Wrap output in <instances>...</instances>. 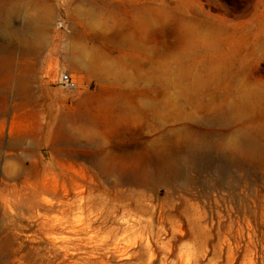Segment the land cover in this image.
<instances>
[{
	"label": "rangeland",
	"instance_id": "374dc122",
	"mask_svg": "<svg viewBox=\"0 0 264 264\" xmlns=\"http://www.w3.org/2000/svg\"><path fill=\"white\" fill-rule=\"evenodd\" d=\"M32 24L49 32L38 57L23 53ZM79 34L117 37L127 45ZM63 73L77 81L76 90L60 84ZM119 101L129 111L119 112ZM82 129L92 135L71 138ZM241 133L264 144V0H0V264H27L21 257L28 253L38 255L32 264H49V256L58 258L51 264L67 262L61 245L45 242L30 219L46 211L25 192L29 185L38 200L77 201L60 196L81 182L78 174L101 175L95 160L127 169L159 150L141 142L166 137L208 147L198 168L185 166L184 175L193 186L185 198L206 209L211 247L233 222L239 229V217L247 233V220L264 225V160L237 153ZM115 182L100 178L94 199L134 188Z\"/></svg>",
	"mask_w": 264,
	"mask_h": 264
},
{
	"label": "bare ground",
	"instance_id": "6f19581e",
	"mask_svg": "<svg viewBox=\"0 0 264 264\" xmlns=\"http://www.w3.org/2000/svg\"><path fill=\"white\" fill-rule=\"evenodd\" d=\"M95 8L89 9L88 13L93 14ZM25 30L27 32L22 40L23 53L29 57H38L42 48L47 45L49 32L39 24L26 26ZM89 35L92 34H79V37L90 42L101 40L114 45L117 41L120 47L127 45L125 39L100 34H93L91 38ZM78 49L76 47L75 51ZM74 64L83 70H90V66L79 59H75ZM117 110L124 113L129 111V108L119 101ZM70 135L71 138L77 139L92 134L88 129H82L74 130ZM141 143L149 145L148 147L158 145L159 150L145 153L138 162L132 163L127 169L107 167L97 159L94 165L101 175L93 172L78 174L81 182L75 184L72 192H65L60 196L62 200L76 196L77 201H62L57 206L51 201L38 200V191L32 185L25 189L35 200L37 208L46 211L42 215L39 210L30 219L35 220L45 242L55 246L61 245L66 264H114L118 259L127 264H239L240 259L242 264H264L262 221L255 218L252 224L245 218L250 227L247 233L242 228V219L239 217V229L235 230L233 222L226 235L217 236L220 248L211 247L215 236L208 232L205 207L185 198L190 192L188 187L193 186L190 180L185 179L184 168H198L201 153L208 148L206 145L188 138L168 137L161 142ZM234 148L247 161L257 163L264 160V144H259L256 138L247 133L239 135L234 142ZM129 155L132 156L131 150ZM100 178H115V186L129 185L134 188L114 190L110 194L104 192L95 200V193L101 189ZM161 196L163 198H160ZM98 200L101 201L97 203ZM103 206L106 207L105 211L102 210ZM55 212H60L62 217L52 218L51 215ZM85 213H89L88 217L82 218L81 215ZM195 229H200L203 233L197 234ZM57 232H67L71 237L58 238ZM9 245L8 243V250H11ZM208 253L211 259L207 257ZM30 255L31 253L24 255L21 260L27 264L34 263L38 255L34 260ZM7 257V254H4V258ZM52 259L54 257H48L49 264L53 262Z\"/></svg>",
	"mask_w": 264,
	"mask_h": 264
},
{
	"label": "built area",
	"instance_id": "2783aa9c",
	"mask_svg": "<svg viewBox=\"0 0 264 264\" xmlns=\"http://www.w3.org/2000/svg\"><path fill=\"white\" fill-rule=\"evenodd\" d=\"M59 82L68 91H74L78 88L77 81L69 73H63Z\"/></svg>",
	"mask_w": 264,
	"mask_h": 264
}]
</instances>
